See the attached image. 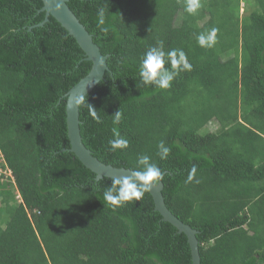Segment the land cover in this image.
Returning <instances> with one entry per match:
<instances>
[{
    "label": "trees",
    "instance_id": "16d2710c",
    "mask_svg": "<svg viewBox=\"0 0 264 264\" xmlns=\"http://www.w3.org/2000/svg\"><path fill=\"white\" fill-rule=\"evenodd\" d=\"M200 3L189 14L186 0H68L108 55L79 105V131L103 163L140 170L147 155L162 170L165 205L198 231L200 264H264V0ZM42 6L0 0V153L12 177L0 182V264H192L186 235L162 220L148 191L109 205L111 178L97 179L68 150L66 93L91 62L51 15L40 25ZM212 28L215 44L201 47L198 35ZM157 41L192 65L166 89L139 76ZM114 127L126 148L112 150Z\"/></svg>",
    "mask_w": 264,
    "mask_h": 264
},
{
    "label": "clouds",
    "instance_id": "9594fccd",
    "mask_svg": "<svg viewBox=\"0 0 264 264\" xmlns=\"http://www.w3.org/2000/svg\"><path fill=\"white\" fill-rule=\"evenodd\" d=\"M201 7L200 0H186L185 11L195 14ZM105 23V13L101 10L98 13V27L101 31L107 32L108 29L102 27ZM218 29L212 28L207 33L198 35L197 40L201 47H212L216 42ZM170 63L171 70L165 68V64ZM192 65L188 62L186 53L182 49L164 50V42L157 41V45L151 47L145 54L139 66V76L144 85H155L157 88L166 89L170 87V82L174 75L180 71H191ZM86 96L80 95L75 99V104L79 106L85 103ZM89 114L99 122L100 117L97 110L87 102ZM122 113L118 110L114 114L113 124H119ZM114 139L109 141L113 151L126 148L128 141L122 138L117 128L112 129ZM160 157L166 159L171 149L166 147L163 142L159 144ZM137 164L142 166L140 170H133L129 175L111 177V185L104 191V201L112 206H119L124 202L139 200L146 191L156 186V182L163 179L164 173L155 164L150 162V157L141 155L138 157ZM196 168L193 166L188 179L191 180Z\"/></svg>",
    "mask_w": 264,
    "mask_h": 264
},
{
    "label": "water",
    "instance_id": "95a60500",
    "mask_svg": "<svg viewBox=\"0 0 264 264\" xmlns=\"http://www.w3.org/2000/svg\"><path fill=\"white\" fill-rule=\"evenodd\" d=\"M42 2L41 10L45 12V17L40 25L46 22L48 16L51 15L75 39L85 53V59L91 62L88 73L79 79L66 93V128L70 144L68 150L73 152L84 166L93 171L97 179L104 176L111 178L113 176L129 175L133 170L115 167L97 159L83 144L79 131V106L75 104V99L80 95H86L103 79L104 72L108 70L106 63L108 55L101 53L99 46L93 41L92 35L67 5L68 0H42ZM162 186L160 180L156 182L155 187L148 191L152 196L154 209L161 214L162 220L171 223L179 232L186 235L190 246L192 264H200L198 240L196 238L198 231L178 219L167 208L161 193Z\"/></svg>",
    "mask_w": 264,
    "mask_h": 264
},
{
    "label": "built area",
    "instance_id": "2783aa9c",
    "mask_svg": "<svg viewBox=\"0 0 264 264\" xmlns=\"http://www.w3.org/2000/svg\"><path fill=\"white\" fill-rule=\"evenodd\" d=\"M2 165H4V162L1 159V153H0V182L7 181L8 178H10L12 180L10 170L7 167H5V168L2 167ZM14 191L16 193L15 197H16L17 201H21V198H20L19 193L17 192V190L14 189Z\"/></svg>",
    "mask_w": 264,
    "mask_h": 264
},
{
    "label": "rangeland",
    "instance_id": "374dc122",
    "mask_svg": "<svg viewBox=\"0 0 264 264\" xmlns=\"http://www.w3.org/2000/svg\"><path fill=\"white\" fill-rule=\"evenodd\" d=\"M244 1H248V2L250 1V3H251L252 0H244ZM240 5H241L240 14L241 15H244L245 13L248 12V5H247V3L246 4L245 3L243 4L242 2H240ZM179 20H180V16H175V23L178 22ZM217 127H218V123H216L215 121L209 122L207 124V126H206V128L208 130H210V131L216 130Z\"/></svg>",
    "mask_w": 264,
    "mask_h": 264
},
{
    "label": "crops",
    "instance_id": "0c3cea01",
    "mask_svg": "<svg viewBox=\"0 0 264 264\" xmlns=\"http://www.w3.org/2000/svg\"><path fill=\"white\" fill-rule=\"evenodd\" d=\"M243 4H244V2L243 1H241ZM241 6V5H240ZM206 19H207V15L204 17V19H202V20H199V23L198 24H203V23H205V21H206Z\"/></svg>",
    "mask_w": 264,
    "mask_h": 264
}]
</instances>
